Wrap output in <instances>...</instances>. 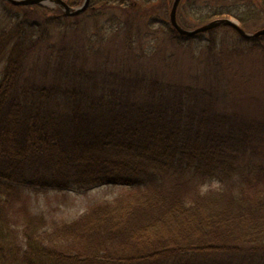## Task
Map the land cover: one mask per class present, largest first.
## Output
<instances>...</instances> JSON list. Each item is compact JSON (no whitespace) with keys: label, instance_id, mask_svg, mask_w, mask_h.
Instances as JSON below:
<instances>
[{"label":"trees","instance_id":"16d2710c","mask_svg":"<svg viewBox=\"0 0 264 264\" xmlns=\"http://www.w3.org/2000/svg\"><path fill=\"white\" fill-rule=\"evenodd\" d=\"M1 1L15 10L0 26V264H264V99L179 74L198 64L217 78L243 50L211 38L196 57L173 0H92L76 16ZM260 5L190 2L188 15L247 29ZM101 185L125 189L69 219L33 208L40 193Z\"/></svg>","mask_w":264,"mask_h":264},{"label":"rangeland","instance_id":"374dc122","mask_svg":"<svg viewBox=\"0 0 264 264\" xmlns=\"http://www.w3.org/2000/svg\"><path fill=\"white\" fill-rule=\"evenodd\" d=\"M190 2H197L203 5L206 4V6L208 5L211 9H214L215 7L221 9L223 3H225V6H230L233 3L239 2L241 7L238 9V12L242 15H245L247 8L249 10H254L257 8L262 10L260 5L262 0H183L180 15L184 23L182 25L184 26H199L208 21L206 20V16H204L201 20L196 16L188 15V11L190 9ZM75 6H77V4H75ZM147 6L151 7V3L147 4ZM206 6H203V8H205ZM9 8L10 10H8ZM9 8H7L5 3L0 0V26L5 25L4 22L6 20L4 16L6 15V13L13 12L15 10L12 7ZM206 9L208 8H205V10ZM156 13L160 12L157 11ZM229 16L240 21V19L236 15ZM81 23L82 31L80 30L79 32H82V35H87V32H89L88 30L91 27H94V29L97 28V26H95L96 24H93L94 19L88 16H84L81 20ZM89 24H93V26L88 27ZM262 26H264V12L256 18L251 17L249 24L248 26H246V28L248 31L252 32ZM211 38H215L214 41L217 42L219 48L223 44H225L226 47H236L239 50H243V52L241 53L242 56L240 55V60L242 61L241 64H234V68L230 72H227V74L225 73L226 75L222 72L217 73L216 78L214 75L215 73L201 70L202 68L199 69V65L196 61L197 66L192 65V67L187 70L188 72L192 73L191 76L188 77L185 73L180 72L179 74L181 76H186L185 78L187 80H193L195 83L211 84V82H213V84H220L224 87L226 95L231 94L232 97L235 95L238 96L239 94L243 93L248 97L252 95L255 97H259L262 101L264 99V68L261 70L262 66H260L258 62L260 60L261 55L264 56V54L262 53L264 49H262V51L257 50L255 52L250 53L247 50V47L250 45V43L241 39V37L234 31L226 29L223 26L201 33L197 37V39L192 42V45L189 47L188 51L195 53L196 57H199V54H202L204 57H206L207 55L206 52H203L202 49L204 46L202 45L206 44L207 41H210ZM157 41L158 45L161 46V44L164 42V35L162 34L161 37L157 39ZM150 43L154 42L150 41ZM188 53L183 51L181 52L182 56L190 58ZM235 58L238 59L237 57ZM197 59L198 58L195 57L193 58V60ZM240 66L242 67L241 69ZM236 70L239 71L238 74L235 72ZM261 75L262 80H260ZM244 100L241 101L242 106H238V103L236 104V107L240 114L248 120H255L257 118L260 119L261 116L254 115L250 110L252 109L250 102H246ZM254 106L257 107L255 103ZM124 189L125 188L120 185H101L95 186L89 190H84L82 192H78L76 190H51L49 192L40 193L38 200H34L33 202V208L38 212H44L46 214H52L57 217L69 219L79 214H82L91 202L99 199L113 198L120 194Z\"/></svg>","mask_w":264,"mask_h":264},{"label":"water","instance_id":"95a60500","mask_svg":"<svg viewBox=\"0 0 264 264\" xmlns=\"http://www.w3.org/2000/svg\"><path fill=\"white\" fill-rule=\"evenodd\" d=\"M13 4H44V5H59L65 14L77 15L84 12L90 4L91 0H84L79 6H72L68 4L65 0H8ZM181 3V0H173L171 10H170V21L173 26L179 31L180 34L186 36H193L199 32L213 29L221 25H227L234 28L241 36L246 38H257L264 35V26L260 27L255 31H248L242 27L240 21L233 17H217L212 19L198 27L195 28H185L178 21V7Z\"/></svg>","mask_w":264,"mask_h":264},{"label":"flooded vegetation","instance_id":"af4514ba","mask_svg":"<svg viewBox=\"0 0 264 264\" xmlns=\"http://www.w3.org/2000/svg\"><path fill=\"white\" fill-rule=\"evenodd\" d=\"M68 4H70V5H73V6H75V4H73L74 3V1H73V3H70L68 0H65ZM83 1V0H82ZM93 9V8H95V7H93L92 6V0L90 1V4H89V7L84 11V12H82V13H80V14H77V15H81V14H83V13H86L87 11H89L90 9ZM64 14H65V12H64ZM67 15V14H66ZM69 15V14H68ZM69 16H76V15H69ZM178 19H179V14H178ZM170 20V19H169ZM179 21V20H178ZM180 22V21H179ZM184 24V23H183ZM186 26V25H185ZM197 26V25H196ZM187 27H194V26H187ZM219 27V26H218ZM207 31H209V30H206V31H203V32H199V33H197V34H195V35H193V36H186V35H182V34H180L178 31V33L180 34V35H182V36H185V37H189V38H194V37H197V36H199L201 33H204V32H207Z\"/></svg>","mask_w":264,"mask_h":264}]
</instances>
